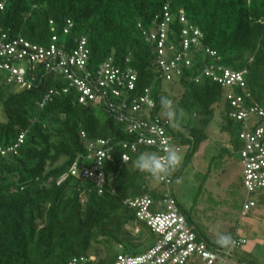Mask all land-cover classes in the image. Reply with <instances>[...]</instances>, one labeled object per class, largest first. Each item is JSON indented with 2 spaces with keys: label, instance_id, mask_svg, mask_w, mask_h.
<instances>
[{
  "label": "trees",
  "instance_id": "trees-1",
  "mask_svg": "<svg viewBox=\"0 0 264 264\" xmlns=\"http://www.w3.org/2000/svg\"><path fill=\"white\" fill-rule=\"evenodd\" d=\"M0 2V29L12 36L45 45L56 35L57 44L65 50L75 46V38L84 37L89 50L85 70L93 73L108 59L122 71L133 70V89L115 86L119 96L109 94L110 100L124 102L126 107L148 95L153 105L139 104L138 112L126 110L130 116L169 120L161 100L171 101L178 127L171 128L172 123L167 121L164 130L182 146L184 157L183 163L166 177L178 212L197 239L214 249H224L232 239L241 237L232 235L227 245H215L202 237L177 204L172 181L201 145L211 142L207 130L214 118L218 119V132L226 137V147L237 153L243 147L238 137L242 123L228 114L230 105L224 96L228 89L243 97L244 106L255 103L264 108V0ZM166 4L173 14L166 39L173 48L166 50L167 55L181 51L184 28H197L201 34L198 44L190 45L185 52L189 64L186 66L182 59L170 72L169 80L156 63V41L147 38ZM67 20L71 26L64 33ZM206 67H212L215 73L220 72L218 67L244 70V88L221 86L204 74ZM36 68L29 87L7 82L6 72L0 71V146L6 150L5 155L0 154V264H68L73 257L90 255L93 260L84 264H113L117 254L142 253L154 242H149L153 236L140 221V233H130L128 225L135 220V209L125 202L143 194L149 195L153 204L163 199L165 182L135 167L137 156L151 149L141 145L135 151L124 148L122 144L133 142L135 135L127 133L122 122L107 114L101 103H79L73 88L63 92L68 87L63 76L45 71L42 64ZM29 73L26 79H30ZM45 96L47 101L42 104ZM143 110L147 115L139 114ZM192 119L197 120L195 124ZM19 134H23L20 143ZM98 139L107 141L101 148L109 147L100 167L101 191L93 179L70 174L61 179L77 157L78 165H83L87 155L95 152L88 144ZM16 144L13 150H7ZM123 154L129 156L128 161L122 160ZM152 180L156 182L153 185ZM250 195L253 207L264 208L263 200L256 201ZM242 246L233 249L229 260L252 264L237 254ZM186 264L204 263L195 258Z\"/></svg>",
  "mask_w": 264,
  "mask_h": 264
},
{
  "label": "built area",
  "instance_id": "built-area-1",
  "mask_svg": "<svg viewBox=\"0 0 264 264\" xmlns=\"http://www.w3.org/2000/svg\"><path fill=\"white\" fill-rule=\"evenodd\" d=\"M3 2H0V9ZM173 18L168 10V5H164L162 15L150 30L148 37L156 41V63L160 67L162 74L169 80L170 72L178 68L179 62L184 61L189 64L186 57V50L190 45H197L201 36L199 29L186 27L181 32V51L175 55H167L168 49L173 46L166 42L168 25ZM180 22L184 21L183 12L179 11ZM51 23V21H49ZM67 27L63 28L66 33L71 26L69 20ZM190 32L192 35L190 36ZM75 46L70 50L57 44L56 35L51 36L50 41L45 45L34 44L20 35H11L8 31L0 29V71L7 74V82H15L18 86L29 87L30 80L37 74L39 64L47 72L58 73L68 81V87L63 88V92H68L69 88L77 91V101L79 103H101L105 112L117 121L124 124V129L129 134L135 135V140L129 144L122 145L131 151L136 148L146 146L151 149L150 153L164 156L169 147H173L182 153V146L174 141L172 136L166 134L164 125L169 120L160 121L158 118H135L129 112H138L139 104L151 107L152 101L148 95H142L136 102L126 107L124 102L116 103L110 100L109 94L117 97L119 91L116 87L125 86L127 90L134 87L135 73L128 69L125 71L111 65L110 59L102 62L93 73L85 70L88 61L89 50L84 37L75 38ZM213 55L212 51H209ZM129 60L128 58L125 61ZM24 61L27 67H19L15 63ZM35 67V70H33ZM219 73H215L212 67H206L204 74L221 86H238L244 88V70L234 71L228 68L218 67ZM30 71V79H26L27 72ZM178 73V71H176ZM116 86V87H115ZM51 92V91H50ZM225 99L229 102V116L240 121L243 129L238 134L243 142V147L238 151L241 166V180L246 192V198L242 204L243 212L254 206V201L248 199L249 195L264 188V108L253 103L244 106L243 97L234 94L228 89ZM248 96V95H246ZM48 96L42 99V104L47 101ZM127 110V111H126ZM83 136V133H81ZM23 134H19L18 143L22 141ZM107 141L98 139L95 143H89L88 148L94 149L87 158H92L90 167L78 165V157L74 160L67 174L81 179H93L97 183L98 192L103 184V173L101 171L102 161L108 157L109 147L101 148ZM18 144L7 150H13ZM6 150L0 146V154L5 155ZM127 154L122 155L123 161H128ZM161 181L165 182V193L163 199L153 204L152 198L143 194L132 199H127L126 204L135 209V220L128 225L130 233L138 235L140 221L148 228L154 237V242L142 253L137 255L117 254L113 264H186L191 259H199L204 264H235L229 258L233 249L242 246L246 240L238 237L232 239L224 249H214L208 246L202 239H197L191 226L186 224L184 216L178 212L174 200L170 195L169 180L165 176ZM164 209H163V208ZM87 260H93V256L85 258L83 256L73 257L68 264H84Z\"/></svg>",
  "mask_w": 264,
  "mask_h": 264
},
{
  "label": "rangeland",
  "instance_id": "rangeland-1",
  "mask_svg": "<svg viewBox=\"0 0 264 264\" xmlns=\"http://www.w3.org/2000/svg\"><path fill=\"white\" fill-rule=\"evenodd\" d=\"M15 64L19 67L26 66L24 61ZM163 85L165 90L169 89L168 83L164 82ZM1 113L0 106V118ZM139 114L147 115V111H140ZM217 120L214 118L208 126L211 142L203 143L190 160L184 163L177 176H173L172 192L177 204L189 221L196 225L202 237H206L215 245H227L228 243L219 242L220 237L227 236L230 240L233 228H239L246 192L240 183L241 166L238 153L226 147V137L218 132ZM196 121L192 119V124ZM170 127L173 128L172 125ZM223 146L227 149L221 150ZM182 153L181 164L184 157ZM213 155L218 157L211 159ZM92 161V158H87L83 160V165L88 166ZM155 183V180H152L150 184ZM250 197L256 201H264V188L255 191ZM259 208L264 211L263 206H255L251 208L250 215L256 216ZM149 240L152 242L154 237ZM240 253L241 249L237 250V254Z\"/></svg>",
  "mask_w": 264,
  "mask_h": 264
},
{
  "label": "clouds",
  "instance_id": "clouds-1",
  "mask_svg": "<svg viewBox=\"0 0 264 264\" xmlns=\"http://www.w3.org/2000/svg\"><path fill=\"white\" fill-rule=\"evenodd\" d=\"M162 106L166 109V116L173 127H178L175 123L174 111L171 107V101L166 98L161 100ZM182 162V156L177 149L169 147L164 156H158L153 153H140L135 160V167L141 171L152 175L156 179H163L165 176L174 172ZM221 244H227L229 237L221 236Z\"/></svg>",
  "mask_w": 264,
  "mask_h": 264
},
{
  "label": "crops",
  "instance_id": "crops-1",
  "mask_svg": "<svg viewBox=\"0 0 264 264\" xmlns=\"http://www.w3.org/2000/svg\"><path fill=\"white\" fill-rule=\"evenodd\" d=\"M250 212L251 208L248 212L241 210L239 228L233 230V236L238 235L246 239L241 247L242 260L252 264H264V211L259 208L256 216L250 215ZM242 264L247 263L242 261Z\"/></svg>",
  "mask_w": 264,
  "mask_h": 264
}]
</instances>
